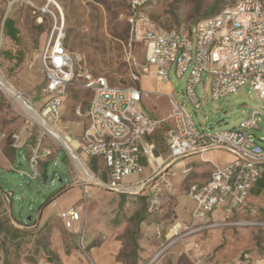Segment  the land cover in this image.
Masks as SVG:
<instances>
[{
	"label": "rangeland",
	"instance_id": "1",
	"mask_svg": "<svg viewBox=\"0 0 264 264\" xmlns=\"http://www.w3.org/2000/svg\"><path fill=\"white\" fill-rule=\"evenodd\" d=\"M235 2L236 0H154L148 6L147 13L158 26L169 30L193 26ZM55 3L64 11L65 43L79 60L77 69L94 76H104L113 85H134L141 90H155L158 87L156 67L151 66L150 73L142 75L146 67V50L142 44L132 40L131 28L126 18L127 0H0V71L5 80L35 109L41 111L44 101L40 94L45 82L40 57L54 24L52 13L58 16ZM46 7L50 13L43 14ZM6 15L14 20L19 31L18 43L5 34ZM8 52L13 54V60L9 59ZM17 55L23 56L22 62L18 64ZM32 63L34 65L30 68ZM135 76L140 77V82L135 81ZM187 80V75L179 79L173 68L168 75L172 88L166 93L173 94L177 102L185 105L201 133L231 131L249 119L254 110L264 113V100L250 86L219 101H213L208 75H204L197 86L196 92L202 108L196 110L186 97ZM90 98L91 93L80 86L69 90L63 119L58 123L62 134L73 140L78 138L86 124L84 112ZM79 105L82 107V116L75 115V108ZM147 108L159 119L170 114L169 100L166 97L154 103L149 102ZM19 110H22L20 105L13 101L0 84V134L7 136L0 152L12 144V135L27 125L32 128L31 145L38 142L40 124L30 117L29 121L24 120L18 116ZM220 113L229 119L219 120L215 127H209L210 120ZM259 125L260 130H252L250 134L264 148V117ZM167 127V123L163 124L149 138L157 145L156 154L164 158L168 156L164 135ZM44 146L54 150L56 155L50 160L47 181L32 179L29 152L25 147L7 149L10 153L13 151L10 156L12 169L0 166V188L6 193H12L10 211L14 218L26 224L37 220L43 204L65 186L66 193L57 201L59 208L64 206L68 209L81 200L80 193L77 194L79 188L75 185L76 168L65 147L56 139L50 138L44 140ZM223 152V149H212L204 154L215 153L214 165L225 168L236 160V156L229 153V157L232 155L234 160L221 159L220 156L225 155ZM199 160L200 157L188 164L194 166ZM142 164L146 165L144 159ZM182 165L183 163L172 166L168 175L157 176L138 194L116 193L97 187L89 189L90 200L83 218L84 235L88 230L95 235L85 240L89 242L88 245L84 243L88 246L85 250L80 239V247L76 248L79 254L91 262L87 255L90 256L93 247L101 246L108 240H117L121 244L118 259L125 264H224L246 255L250 256L252 262L260 264L264 260V227L253 223L260 217L254 218L240 212L233 219L237 222L236 225L204 230L193 227L194 219L191 210L188 211V189L194 180L201 178L202 173L192 170L185 176L182 174V167H179ZM90 168L100 178L108 180V170L104 164L99 165L97 159L91 162ZM60 178L62 182L59 181ZM164 179L169 184L168 189ZM157 183L161 190L158 195L161 205L159 209L150 211L151 200L155 198L152 188ZM248 203L259 210L263 209L264 194L252 191ZM177 225H180L179 235L173 236V229ZM185 226L189 229L185 230ZM67 234L78 245L79 236Z\"/></svg>",
	"mask_w": 264,
	"mask_h": 264
},
{
	"label": "built area",
	"instance_id": "2",
	"mask_svg": "<svg viewBox=\"0 0 264 264\" xmlns=\"http://www.w3.org/2000/svg\"><path fill=\"white\" fill-rule=\"evenodd\" d=\"M153 1L127 0L126 18L132 40L142 44L146 50V67L142 75L149 74L151 66L156 67V92L144 91L134 85H113L104 76H94L77 69L79 60L65 43V16L59 6L58 16L52 13L54 24L40 57L45 75L40 90L44 101L41 111H36L50 125H56L62 122L65 101L71 88L80 86L91 93L84 112L86 124L74 151L78 157L86 158L83 166L93 180L83 173L74 152L65 148L76 168L75 185L81 189L82 196L80 203L62 212L60 218L68 230H73L75 224L80 223L78 232L81 237L90 186L111 189L116 193L138 194L157 176L168 175L171 165L179 160L189 155L202 156L212 149H223L232 152L236 160L225 168L213 164L208 180L189 185L188 194L194 202L193 227L204 230L236 225L233 219L240 212L260 217L253 223L264 227V208L259 210L248 203L251 190L264 176V148L250 134L252 130H260L259 121L264 113L254 110L251 117L234 130L205 134L198 131L185 105L177 102L173 94L166 93L172 88L168 75L174 68L179 79L188 76L186 97L196 110L202 108L196 89L204 75L210 77L213 101L236 94L245 86H250L264 100V0H236L233 5L193 26L169 30L158 26L147 13ZM42 12L50 13L48 7ZM40 20L43 21V18L40 17ZM140 80L139 76H135L137 83ZM153 94L165 95L169 100L171 123L165 132L166 158L156 155L157 145L149 138L168 122L155 118L142 108L144 98ZM22 110L18 111V116L29 121V115ZM75 115H83L80 105L75 108ZM40 126L38 142L30 149L29 162L32 179L42 180L44 165L56 155L54 150L44 146V140L55 138L44 125ZM32 135V128L27 125L13 134L12 139L18 145L25 139H31ZM6 139V135L0 134V148ZM90 159H97L99 165H105L107 181L92 172ZM143 159L151 170L148 179L141 178L146 171ZM189 172L185 170L184 174ZM164 182L167 183L165 179ZM159 186L157 183L152 188L155 198L151 200L150 211L159 209L161 205ZM138 187L139 192L134 193L133 189ZM165 187L168 189L169 184ZM5 194L11 200L12 193ZM188 229L185 226V230ZM224 264L257 263L246 255Z\"/></svg>",
	"mask_w": 264,
	"mask_h": 264
},
{
	"label": "crops",
	"instance_id": "3",
	"mask_svg": "<svg viewBox=\"0 0 264 264\" xmlns=\"http://www.w3.org/2000/svg\"><path fill=\"white\" fill-rule=\"evenodd\" d=\"M157 90L158 87L155 90L144 91L156 92ZM165 97L167 98V96L165 95L159 96L153 94L150 97L144 98L142 102L143 110L154 116L148 110L147 104L149 102L154 103L160 98ZM154 117L157 118L156 116ZM169 117L170 114H168L167 117H162V119L160 120L167 121V124L169 125L171 123ZM82 131L79 134L78 138L75 139V141H79ZM33 145H31L30 139H25L18 145L14 144L13 140L12 144L6 146V148H13V150H16L17 148L25 147L29 152L30 158V149ZM7 149L4 148L0 152V166H5L12 169L13 166L10 160V156L12 155L13 151L10 153ZM223 153H225V155L220 156L221 159L226 158L230 161L232 159L234 160V157L232 155L231 158L229 157V153L232 152L225 150V152ZM226 154L228 156H226ZM215 155V153H206L202 156L189 155L178 163H174V166L183 163L182 166H179L183 169L182 174H184L185 170H190V172L192 170L201 171V178L194 180L193 182H205L210 178L213 169V164H215ZM199 157L201 160H199L198 163H194V166L188 164V162H192L194 159H198ZM82 159L86 160V158L84 157ZM89 163L91 164V159L89 160ZM144 166L146 167V171L144 173L145 175L143 174L144 176L142 175L143 177L141 176V178L148 179L151 176V170L147 165ZM95 175L97 174L95 173ZM94 187L103 189L98 186H90V189ZM260 187H264V176L258 181V183L251 190V192L255 190L258 193L264 194V189L262 192L260 191ZM79 190L77 189V194L80 193V196H82L81 189L79 188ZM5 193L6 192L0 188V264H125L124 262H121L118 259L121 253V244H119L117 240H108L104 242L101 246L93 247L91 249L90 256L87 255L91 262H89L86 258L82 257L81 254H79V251L76 248L80 247V239L82 240V248L83 250H85L86 247H88L87 245L89 243L85 240L89 237H94L95 234L92 231L88 230L84 235L85 228L83 226V234L80 237V234L78 232L79 228L81 227L80 223H76L73 230H68L65 227L63 221L60 218V215L62 212L66 211L67 208L65 209L64 206L59 208V206L57 205L59 197L54 200L55 202L52 201L53 203L40 210V214L37 220L26 224L14 218L10 211L11 200L7 199ZM188 208V211L191 210L192 215L194 209V202L191 200V198L190 202H188ZM67 232L71 235L79 236L78 245H75L73 239H71V236H69ZM90 232H92L91 235ZM90 240H93V238H91ZM84 243H86L87 245H84ZM260 264H264V260L261 261Z\"/></svg>",
	"mask_w": 264,
	"mask_h": 264
},
{
	"label": "bare ground",
	"instance_id": "4",
	"mask_svg": "<svg viewBox=\"0 0 264 264\" xmlns=\"http://www.w3.org/2000/svg\"><path fill=\"white\" fill-rule=\"evenodd\" d=\"M55 5L59 6L61 12L64 14V11L62 7L58 4L55 3ZM0 84L5 88L7 94L12 97L13 101L20 105V107L24 110V112L29 115L30 118H32L34 121L39 122L40 124L44 125L49 131L50 134L58 141L60 142L63 146H68L74 153L75 149L78 146L77 141L71 139L69 136H66L61 133V127L59 124L56 125H50L43 117H39L36 114V109L12 86L10 85L2 75L0 71ZM38 113V112H37ZM159 163L162 162L161 159L158 160ZM77 163L78 165L82 168L83 173L93 180V176L89 175L88 171L84 168V161L81 159V157L77 156ZM140 190V187L133 189L134 193H138ZM179 228L180 225H177L175 229H173V236L179 235Z\"/></svg>",
	"mask_w": 264,
	"mask_h": 264
},
{
	"label": "trees",
	"instance_id": "5",
	"mask_svg": "<svg viewBox=\"0 0 264 264\" xmlns=\"http://www.w3.org/2000/svg\"><path fill=\"white\" fill-rule=\"evenodd\" d=\"M220 12V11H219ZM219 12H217L216 14H218ZM215 14V15H216ZM212 17V16H211ZM210 18V17H209ZM208 19V18H205ZM204 20V19H203ZM4 30H5V34L7 37H9L10 39L16 41V43H18L19 41V31L15 26V22L13 19L8 18L5 21V26H4ZM9 59L13 60L14 56L11 52L7 53ZM18 56V55H17ZM19 59L16 60V64L21 63L22 62V58L23 56H18ZM93 161V159H91V162ZM262 184V183H261ZM264 187H260V191H263ZM67 191L66 186L63 187L58 193H56L50 200L46 201L43 206L42 209L44 207H46L48 204H50L52 201H54L55 199H57L58 197H60L61 195H63L65 192ZM137 246V245H136ZM132 264H136L135 262H133Z\"/></svg>",
	"mask_w": 264,
	"mask_h": 264
},
{
	"label": "water",
	"instance_id": "6",
	"mask_svg": "<svg viewBox=\"0 0 264 264\" xmlns=\"http://www.w3.org/2000/svg\"><path fill=\"white\" fill-rule=\"evenodd\" d=\"M8 19V15H6V17H5V20H4V25H5V21ZM36 114L39 116V117H41L37 112H36ZM229 118H226V117H223V115L220 113V114H218L217 115V117L216 118H212L211 120H210V124H209V127H215L216 125H217V122L219 121V120H228ZM67 150H69V151H71V149L68 147V146H64ZM74 154V156H75V159H76V161H77V155L75 154V153H73ZM48 167H49V163H46L45 165H44V173H43V179L45 180V181H47L48 180ZM60 182H62L63 180L60 178V180H59ZM108 191H111V192H113V190H111V189H107ZM150 264H153V263H150Z\"/></svg>",
	"mask_w": 264,
	"mask_h": 264
}]
</instances>
